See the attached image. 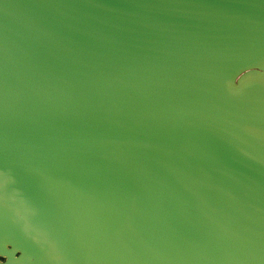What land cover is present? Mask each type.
Here are the masks:
<instances>
[{"label":"water","instance_id":"1","mask_svg":"<svg viewBox=\"0 0 264 264\" xmlns=\"http://www.w3.org/2000/svg\"><path fill=\"white\" fill-rule=\"evenodd\" d=\"M0 264H264V0H0Z\"/></svg>","mask_w":264,"mask_h":264}]
</instances>
